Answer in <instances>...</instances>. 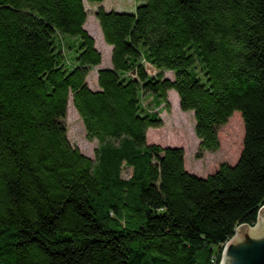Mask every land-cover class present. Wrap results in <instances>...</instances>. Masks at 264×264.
Segmentation results:
<instances>
[{
    "label": "trees",
    "instance_id": "1",
    "mask_svg": "<svg viewBox=\"0 0 264 264\" xmlns=\"http://www.w3.org/2000/svg\"><path fill=\"white\" fill-rule=\"evenodd\" d=\"M85 1L104 2L0 0V264H220L264 206V0L99 7L112 53L98 90ZM170 91L194 114L199 156L240 113L235 164L201 177L183 148L148 143ZM69 102L94 158L68 139Z\"/></svg>",
    "mask_w": 264,
    "mask_h": 264
},
{
    "label": "rangeland",
    "instance_id": "2",
    "mask_svg": "<svg viewBox=\"0 0 264 264\" xmlns=\"http://www.w3.org/2000/svg\"><path fill=\"white\" fill-rule=\"evenodd\" d=\"M137 0H104L102 4H90L85 1L88 12L85 29L94 38L96 48L102 55V63L89 73L87 83L92 90H98L97 73L100 69L111 68L112 48L104 41L100 25L95 18L99 7L117 12L134 13ZM148 72L153 75L155 70L148 65ZM168 78H173L172 73H165ZM152 98L145 99V105ZM168 106L163 104L157 110H161L163 124L159 128H151L147 132V141L150 144H158L163 147H181L185 153L186 169L198 176L205 177L215 172L222 163L235 164L241 154L244 139V123L239 112H235L226 125L219 130L220 148L214 152H204L199 156L200 141L195 134V119L193 112H184L180 108L178 95L175 91L168 93ZM67 135L70 143L90 158L95 157V150L99 143L90 140L81 117L69 102L68 112L65 119ZM123 177L128 178L131 170L124 167ZM255 227V226H254ZM253 228V227H250Z\"/></svg>",
    "mask_w": 264,
    "mask_h": 264
},
{
    "label": "water",
    "instance_id": "3",
    "mask_svg": "<svg viewBox=\"0 0 264 264\" xmlns=\"http://www.w3.org/2000/svg\"><path fill=\"white\" fill-rule=\"evenodd\" d=\"M256 225L255 228L241 225L236 229L224 248L220 264H264V206Z\"/></svg>",
    "mask_w": 264,
    "mask_h": 264
},
{
    "label": "bare ground",
    "instance_id": "4",
    "mask_svg": "<svg viewBox=\"0 0 264 264\" xmlns=\"http://www.w3.org/2000/svg\"><path fill=\"white\" fill-rule=\"evenodd\" d=\"M256 226H257V225H256ZM256 226H255V227H256ZM255 227H253V228H255Z\"/></svg>",
    "mask_w": 264,
    "mask_h": 264
}]
</instances>
